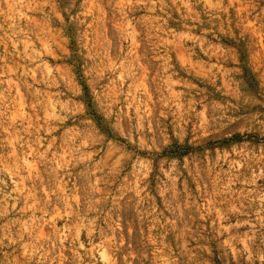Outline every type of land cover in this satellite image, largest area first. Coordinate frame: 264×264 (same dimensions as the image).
Returning a JSON list of instances; mask_svg holds the SVG:
<instances>
[{"label": "rangeland", "instance_id": "1", "mask_svg": "<svg viewBox=\"0 0 264 264\" xmlns=\"http://www.w3.org/2000/svg\"><path fill=\"white\" fill-rule=\"evenodd\" d=\"M0 264H264V0H0Z\"/></svg>", "mask_w": 264, "mask_h": 264}]
</instances>
